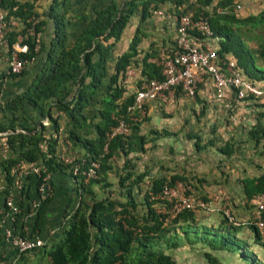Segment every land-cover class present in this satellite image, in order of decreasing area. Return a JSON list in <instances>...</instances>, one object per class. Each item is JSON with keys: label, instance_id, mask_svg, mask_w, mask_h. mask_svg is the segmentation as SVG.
<instances>
[{"label": "trees", "instance_id": "1", "mask_svg": "<svg viewBox=\"0 0 264 264\" xmlns=\"http://www.w3.org/2000/svg\"><path fill=\"white\" fill-rule=\"evenodd\" d=\"M37 1L0 0V9L5 12L6 18H15L20 23L6 35L7 53L16 41L28 45L25 53H19V57L25 61L24 68L19 74H9L10 76L22 75L27 63L42 49V42L39 50L34 49V37L28 33V29L33 26L30 18H38L33 26L37 31H42L45 24V20L41 18L42 14L36 9ZM182 1L175 0L176 3ZM65 2L66 0H52L49 11L45 14L55 20L56 38L33 90L25 94V97L6 100L5 106L7 109L17 110L23 102L29 100L34 106L43 110L44 101L52 100L59 110L65 112L69 123L72 128L74 127L68 132L72 140L79 138L74 129L79 130L85 123L82 110L91 101L98 99V90L108 75L107 61L132 16L139 8L144 16L148 13L149 7L154 9L158 2L164 3L166 0H124L122 8L113 1L109 7L96 13L70 49L64 47L65 16L59 10L60 6L64 7ZM199 2L204 7L210 6L213 0H199ZM231 3L232 0H220L211 13L201 7L193 13L195 16L208 17L212 36L217 38V53L224 70L230 72L239 69L245 78L256 82L264 81V70L259 69L255 64L256 58L264 57V43L259 45L262 51L254 56L237 33L242 26L264 22V13L240 18L231 9L223 11ZM151 4L153 5L150 6ZM219 7H222L221 10L218 9ZM139 41L140 37L136 34L128 49L115 61L113 74L108 79L106 91L99 100L101 109L100 119L94 128L96 137L85 140L87 153L83 156V161L75 162L81 164L77 174L72 172L74 163H64L58 159L57 139H47V147L43 149L41 142L45 139L42 135L44 129L42 124L32 128L20 126V130L24 132L16 131L14 121L7 126L0 125V132H8L5 142L15 153L14 158L0 163L6 172V181L0 194L5 197L14 193L16 173L13 168L18 163L29 162L32 165L39 164L43 168L38 177L31 173L26 176L19 203L20 212L13 223L16 232H20L21 236H27L24 229L26 223L22 219L30 210V200L38 195V184L50 172L68 171L74 178L80 195L76 208L68 214L63 224L62 236L50 245L43 244L25 252L19 253L14 249L11 258L13 264H177L170 250L183 239L190 241L191 244L202 243L215 250H230L232 246L238 247L239 253L244 258L247 257L246 251L249 250L250 264H264L251 250L250 242L239 236L243 226L233 224L222 213L213 212L217 216L218 224H208L198 218V213L206 211L181 209L175 214L169 211L166 213L157 211V203L166 205V209L174 206V199L168 201L154 197L164 189V186H173L177 181H192L184 175L175 174L168 178L165 175H152L148 169L138 171L135 168L132 159L128 157L131 153L145 151L144 144L147 138L141 133L142 123H131V131L128 135L120 134L107 139V132L118 124L121 115L125 113L127 105L134 97L133 94L123 96L124 89L119 79L125 68L128 65L138 67L140 72L137 80L163 78L160 52L158 55V51L152 50L139 58L137 48ZM228 52L233 53L237 58L235 65L225 57ZM151 58H156L157 61H150ZM256 103L262 110L257 111L256 124L248 132L255 144L254 148H257L264 139V124L261 122L264 118V99L257 100ZM199 142L198 136L195 144L197 149L204 146ZM105 144H107L106 148ZM205 144V146H213V141L210 140ZM235 148L234 143L226 141L218 150L228 156L235 151ZM120 156L126 158L125 171L118 176L119 192L116 197L110 196L106 191L104 195L95 196L94 185H108L107 174L112 168L111 161ZM93 160L99 162L97 177L85 181L82 172L87 170ZM241 182L244 198L248 201L264 193V173L244 177ZM192 184L197 190L195 182ZM202 199L207 198L202 197ZM50 200L51 196L43 200L36 214L31 217L28 236H38L44 230L45 215ZM248 228L253 232L254 245L264 251V239L255 227ZM7 260V254L0 250V264H4Z\"/></svg>", "mask_w": 264, "mask_h": 264}, {"label": "crops", "instance_id": "2", "mask_svg": "<svg viewBox=\"0 0 264 264\" xmlns=\"http://www.w3.org/2000/svg\"><path fill=\"white\" fill-rule=\"evenodd\" d=\"M18 1L24 2L32 0ZM113 1H116L117 5L122 8L124 0H66L64 7H59V10L64 13L65 16L63 23L66 32V37L64 39L65 49L72 48L80 34L87 27L88 22L95 17L99 10L109 7ZM219 1L220 0H213L210 6L203 7L199 0H183L181 3H176L175 0H166L164 3L158 2L157 7L154 9L149 7L148 13L144 16L141 8H139L136 14L132 16L121 38L116 42L113 54L107 61L108 75L104 78V83L98 90V99L91 101L82 110V114L84 115L83 121L85 120V123H83L84 125H82L79 130L74 129L79 138L71 140L68 136V132L74 127L72 128L65 112L59 110L52 100L44 101L45 108L43 110L34 106L29 100L23 102L17 110L7 109L5 106L6 100L25 97V94L33 90L35 83L47 63L48 52L56 38L55 20L45 15L49 11L52 0H38L36 2V9L42 14L41 18L45 20V24L41 31L42 49L32 61L27 63L25 72L22 75H9L6 49L0 46V125L7 126L14 121V126L19 129L20 126L32 128L42 124L44 126L42 135L45 139L44 142H41L43 149L47 147V139H57L56 155L58 159L63 162L69 160L72 162L71 164L78 160H83V156L87 153L84 146L85 140L96 137L94 128L95 124L100 119L99 110L101 109V104L99 100L106 91V84L113 74L117 57L128 49L133 37L136 34L140 37V41L137 45L139 58L152 50L158 51V55L159 52L160 55H162L164 51H167V53L171 52L176 45L175 37L178 16L187 10L195 11L198 7L211 13ZM152 5L153 4L150 6ZM221 8L222 7H219L218 9L221 10ZM229 9L240 18L258 16L264 13V0H232L231 5L224 8L223 11ZM237 33L254 56L262 51L259 45L264 43V24L256 26L248 24L242 26L240 30H237ZM225 57L232 65L237 63V58L234 57L233 53L228 52ZM151 59L150 61H157L156 58ZM255 64L259 69L264 70V57L256 58ZM139 72L140 69L136 68L134 77L131 79L132 82L137 83L141 80V78L137 80ZM121 78L122 76H120L119 79L120 84ZM256 83L264 86V81H257ZM210 89L211 82L209 78H205L204 81L199 84L197 95L193 99L178 93L173 101L167 104H161L157 101L150 102L146 107V119L141 126V133L147 138L144 144L145 151L143 153H131L128 158L132 159L138 171L148 169L151 172L150 167L154 161V152L156 149L161 148L162 144H165L167 153L170 154L172 147L180 148L182 144H196L197 134H200V137L203 139L205 138L204 142L200 139L202 144L210 140L213 141V145L217 140L220 142L234 141L236 144L240 141L248 143L251 150L248 153L246 152L244 156H242V153L239 154V151H234L233 154L235 155L231 154L227 156L219 150L216 151L213 146L209 149H212L214 154L209 156V158L206 156V153L203 152L194 157L195 163L191 162L192 168L189 167V169H185L187 165L191 164L189 162L184 165V169L187 171L190 170L191 174H193L192 176H197L198 182L203 184L202 187L206 191H209L208 187L216 186L217 181L222 183H219L221 184L220 187H226L228 189L234 187V183H236L237 187H240L242 192V197L235 200V203H239V201L244 198L241 180L244 177L258 176L264 173V139L260 141L257 148H254L255 144L248 135L249 130L256 124L255 117L257 116V111L262 109L257 107V100L249 99L246 102L239 101L233 90L225 100H211L207 96ZM261 122L264 124V118L261 119ZM213 129H218L219 133H216L217 137L212 135L211 130ZM200 130H203L204 133H200ZM220 136L222 139L219 138ZM5 137L6 135L0 136V163L3 159L15 157V153L5 146ZM215 138L219 139L216 140ZM203 145L204 146L200 149H205L206 144ZM232 158V164L235 162L234 165L241 166L244 169L243 173L236 171H229L226 172V174L221 172L218 173L216 169H218L219 163L226 162L225 160ZM173 159V156H167V166L172 167L171 162ZM125 160L126 158L124 156H120L111 161L112 168L107 174L108 185H94V191L95 189L106 191L110 196L116 197L119 192L118 176L124 174ZM242 160H244V166L241 165ZM22 166L24 170H27L31 164L29 162H23ZM227 167H229V165H227ZM5 174V170L0 165V186H3L6 181ZM26 176L27 175L22 176L23 178L21 179L20 186L19 184H15L14 199L19 203L21 202L22 188L26 183ZM206 177H213L216 183L213 181V184L210 185ZM49 184L51 189V200L45 215L46 226L38 235L43 240V244L47 245H50L62 236L63 224L68 214L76 208L80 198L76 188V182L68 171L65 173L59 171L50 172ZM1 188L2 187H0V191L2 190ZM3 201L4 196L0 194V210L3 207ZM244 206L243 208L239 207V211L233 208V215L235 216V212L238 211L245 216L244 219H247L251 205L247 204ZM24 221L27 226H25L24 229L28 236L29 230L31 229V217H25ZM8 225L9 222H6L5 226ZM0 234V250L8 256V260L4 262V264H13L11 258L14 254V248L5 240L2 229H0ZM210 254L208 258L213 264H238V261L234 259V255H231V253L226 250H211Z\"/></svg>", "mask_w": 264, "mask_h": 264}, {"label": "built area", "instance_id": "3", "mask_svg": "<svg viewBox=\"0 0 264 264\" xmlns=\"http://www.w3.org/2000/svg\"><path fill=\"white\" fill-rule=\"evenodd\" d=\"M193 12L191 10L184 11L177 18L175 48L168 53L164 51L161 55L163 78H142L137 83H134L131 79L134 77L135 69L138 67L128 65L125 68L121 78V84L124 89L123 96L133 94L134 97L132 102L127 105L125 113L121 115L118 124L107 132V139L120 134L128 135L131 131V123H143L147 116L146 107L150 102L157 101L161 104H167L173 101L178 93L192 99L195 98L199 84L205 78H209L211 82V89L207 93L208 98L211 100H225L232 90L235 92L236 98L241 102H246L249 99H264V86L245 78L239 69H234L230 72L224 70L217 53V38L212 36L213 32L208 17L195 16ZM30 20L34 26L38 18L32 17ZM19 24V21L15 18H6L5 12L0 9L1 47L7 50L8 39L6 35ZM33 26L28 29V33L34 37V49L37 51L40 48L41 31L35 30ZM27 50V44L16 41L12 44V49L8 53L6 51L9 74H19L22 71L25 61L19 57V53H25ZM16 131L24 132L20 128L16 129ZM7 133L0 132V136H5ZM5 146L9 148L6 142ZM106 147L107 144H105ZM64 162L72 163L69 160ZM80 166L81 164L79 163L73 164V174L78 173ZM98 168L99 162L91 161L87 170L82 172L85 181L97 177ZM42 170L43 168L39 164H31L27 170H24L22 163H18L13 168L16 173L15 184L20 186L22 176L28 173L38 177ZM3 186H0L2 187L1 189L4 188ZM37 192V197L30 200V210L22 220H25V217L34 216L42 201L51 196L49 174L44 176L38 184ZM195 193L192 182L177 181L173 186H164V189L154 197L168 201L174 199L173 214L181 209L222 213L235 225H246L247 228L250 226L255 227L261 238L264 239V193L258 194L250 201L244 198L241 200L242 205H251L247 219L242 222L235 219L233 203L229 195L221 189H218L207 199L196 197ZM14 197V193L4 197L3 207L0 210V229L3 230L5 240L17 252L21 253L42 246L43 240L39 236H21L20 232L15 231L13 223L20 212V206ZM6 222H9L8 226H5Z\"/></svg>", "mask_w": 264, "mask_h": 264}, {"label": "rangeland", "instance_id": "4", "mask_svg": "<svg viewBox=\"0 0 264 264\" xmlns=\"http://www.w3.org/2000/svg\"><path fill=\"white\" fill-rule=\"evenodd\" d=\"M264 24V22H259V23H255L253 25H262ZM200 133H204L203 130H200ZM211 133L214 137H217L216 133H219L218 129H216V131H212ZM200 137V134H197ZM210 138V137H209ZM220 139L221 136L219 137ZM219 138H215L216 140ZM201 141L204 142V139L202 137H200ZM210 140V139H209ZM200 141V145L202 146V142ZM208 142V141H207ZM234 143V141H232ZM215 144L214 149L217 151L219 149V147H221L224 142H220L219 140H217L216 142H214ZM236 145L235 151H239V154L242 153V156H244V154L247 152H250V147L248 143L245 142H238V144L234 143ZM213 146H205V149H197V147L195 146V144H191V145H180V148L177 147H172L171 149V153H167V148L165 146V144H162L161 148H158L155 150L154 152V161L150 167L151 170V174L152 175H165L166 177H170L171 175H175V174H179V175H184L186 177H188L192 182H195L196 184V189L194 188L195 196L202 198V197H210L211 195H213L218 189H221L222 191H224L226 194L229 195L231 202L233 203V208L234 210H238L239 211V207H245L244 205H242L241 200L239 201V203H235V200L237 198L242 197V192L240 187H237L236 183H234V187H231V189H228L226 187H220L221 186V182L217 181L216 186H211L208 187L209 191H206L203 187H202V183L198 182L197 180V176L193 174H191L190 170H185V169H189V167L192 168V163L194 162V157L197 154H202L203 152L206 153V156L209 158V156L214 154V151L212 149H209ZM164 148V149H163ZM158 153V156H157ZM234 153V152H233ZM232 153V154H233ZM237 154V153H236ZM238 154V155H239ZM257 155L259 153H256ZM173 156V161L172 163V167L171 166H167V156ZM235 155V154H233ZM260 155V154H259ZM204 156V157H206ZM207 158V159H208ZM193 159V160H192ZM188 160V161H187ZM232 159H228L225 160L226 162H222L219 163V167L217 170L218 173H225L226 172H232V171H236V172H242L244 171V169L241 166H236L234 165L235 162L232 164ZM229 161V162H228ZM238 161V160H237ZM189 162L191 164L187 165V168L184 167V165H186V163ZM244 160H242V164L241 165H245ZM223 164V165H220ZM259 164L261 165V163L259 162ZM227 165H229V167H227ZM222 167V168H221ZM246 167V166H245ZM185 168V169H184ZM188 174V175H185ZM224 174V175H225ZM222 177V176H221ZM208 179V181L210 182V185L213 184V181L216 183V180H213V177H206ZM221 183V184H219ZM96 195L95 196H100L101 194L104 195L105 191L102 190H96ZM228 191V192H226ZM156 209L157 211H160V213H166V212H171L172 213V208L170 209H166V205H163L161 203H157L156 205ZM140 211H142V209H139ZM243 210V209H241ZM235 212V219L239 222L244 221V215L239 212ZM242 212V211H241ZM198 218L203 222V223H208V224H218L217 221V216H215V214L212 213H206V212H200L198 213ZM243 227L240 229L239 232V236L245 240H247V242L249 243L251 250L256 253V257L262 261L264 263V251L259 248L258 246L254 245L253 241V232L250 231L249 228L246 227V225H242ZM190 242V241H189ZM187 240H184L178 244L176 247L172 248L170 250L171 255L173 256V258L176 260L177 264H213L212 262H210L211 260H209V255H211V250H215L212 249L210 247H208L207 245H203L202 243H195V244H191L189 243ZM165 251L167 252V249H165ZM227 252L231 253V255H234V259L236 261H238V264H250L251 263V259H250V255H249V250L246 251V255L247 257L244 258V256H242V254H240L238 247H233L230 250H226ZM205 253H207L208 255H206ZM237 255V256H236ZM46 263V261H45ZM234 264V263H233ZM237 264V263H235Z\"/></svg>", "mask_w": 264, "mask_h": 264}]
</instances>
